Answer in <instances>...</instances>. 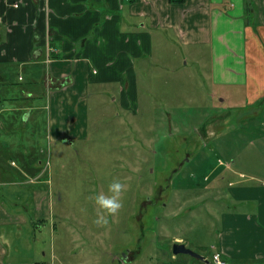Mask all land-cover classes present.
Instances as JSON below:
<instances>
[{
	"label": "rangeland",
	"instance_id": "obj_1",
	"mask_svg": "<svg viewBox=\"0 0 264 264\" xmlns=\"http://www.w3.org/2000/svg\"><path fill=\"white\" fill-rule=\"evenodd\" d=\"M162 43L136 47L133 106L121 104L118 86H98L87 98L84 139H43L42 128L29 136L21 119L0 136L7 162L19 163L16 153L37 144L50 164L54 204L50 222H42L44 263L214 264L230 178L264 181V124L242 90L212 84L207 46L176 37ZM114 180L125 186L123 206L97 225L95 196L110 194ZM174 244L207 263L174 255Z\"/></svg>",
	"mask_w": 264,
	"mask_h": 264
},
{
	"label": "crops",
	"instance_id": "obj_2",
	"mask_svg": "<svg viewBox=\"0 0 264 264\" xmlns=\"http://www.w3.org/2000/svg\"><path fill=\"white\" fill-rule=\"evenodd\" d=\"M175 37L207 46L212 84L242 90L264 124V0H0V136L21 119L29 136L42 128L43 139H84L87 98L98 86H118L121 104L133 106L136 47L150 51ZM5 148L0 264L42 263V222L54 204L50 164L37 144L16 153L19 163L6 161ZM230 180L213 256L264 264V181Z\"/></svg>",
	"mask_w": 264,
	"mask_h": 264
},
{
	"label": "clouds",
	"instance_id": "obj_3",
	"mask_svg": "<svg viewBox=\"0 0 264 264\" xmlns=\"http://www.w3.org/2000/svg\"><path fill=\"white\" fill-rule=\"evenodd\" d=\"M124 184L119 180H114L108 185V193H99L95 196V203L101 214L96 218L97 225H106L109 222V215L115 214L123 206L121 194L124 190ZM107 214V215H106Z\"/></svg>",
	"mask_w": 264,
	"mask_h": 264
},
{
	"label": "water",
	"instance_id": "obj_4",
	"mask_svg": "<svg viewBox=\"0 0 264 264\" xmlns=\"http://www.w3.org/2000/svg\"><path fill=\"white\" fill-rule=\"evenodd\" d=\"M172 252L174 255L185 254L193 258H196L198 260L205 261V259L202 256L187 249L183 244H174L172 246Z\"/></svg>",
	"mask_w": 264,
	"mask_h": 264
},
{
	"label": "built area",
	"instance_id": "obj_5",
	"mask_svg": "<svg viewBox=\"0 0 264 264\" xmlns=\"http://www.w3.org/2000/svg\"><path fill=\"white\" fill-rule=\"evenodd\" d=\"M213 262H214V264H224V262L221 261L219 254H215L213 256Z\"/></svg>",
	"mask_w": 264,
	"mask_h": 264
},
{
	"label": "trees",
	"instance_id": "obj_6",
	"mask_svg": "<svg viewBox=\"0 0 264 264\" xmlns=\"http://www.w3.org/2000/svg\"><path fill=\"white\" fill-rule=\"evenodd\" d=\"M185 1L186 0H169V2L173 4H183ZM36 264H39V263H36ZM40 264H46V263L42 262Z\"/></svg>",
	"mask_w": 264,
	"mask_h": 264
}]
</instances>
